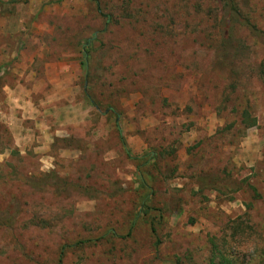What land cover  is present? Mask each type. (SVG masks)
<instances>
[{
	"label": "rangeland",
	"instance_id": "1",
	"mask_svg": "<svg viewBox=\"0 0 264 264\" xmlns=\"http://www.w3.org/2000/svg\"><path fill=\"white\" fill-rule=\"evenodd\" d=\"M0 2V264H264V0Z\"/></svg>",
	"mask_w": 264,
	"mask_h": 264
},
{
	"label": "crops",
	"instance_id": "2",
	"mask_svg": "<svg viewBox=\"0 0 264 264\" xmlns=\"http://www.w3.org/2000/svg\"><path fill=\"white\" fill-rule=\"evenodd\" d=\"M48 83L51 86H50L49 92L45 95L44 104L41 105V107H40L42 110H41V112L38 115H41L42 118L50 119V117L51 116L53 117V115L57 111V107H56L57 104L56 103H58V101H61L62 100L60 97H66V96L61 95V93H64L63 90L60 93V96H57V79L56 80L55 79H51V80H49ZM54 104H56V105H54ZM28 115H29V113H28ZM50 120L45 121L43 123V126H41L43 128V131H44L43 132L44 134H42V136H43V141L45 143L46 142H49V137H50V135H52L50 133V128L52 127L51 126L52 123H51ZM34 126H35V122H33V127ZM14 129H15V127H14ZM14 129H13V131H14ZM16 130H17V128H16ZM20 130L25 131L26 129L25 128H21ZM53 134L55 135V132ZM45 137H47V138H45Z\"/></svg>",
	"mask_w": 264,
	"mask_h": 264
},
{
	"label": "trees",
	"instance_id": "3",
	"mask_svg": "<svg viewBox=\"0 0 264 264\" xmlns=\"http://www.w3.org/2000/svg\"><path fill=\"white\" fill-rule=\"evenodd\" d=\"M0 4H2L1 2H0ZM230 11H235V8L234 7H230ZM233 13L234 12H229L228 14V16H229V19H232L233 20ZM232 14V15H231ZM226 22V21H225ZM245 25L248 27L249 25L247 24V23H245ZM259 78H260V80H261V82H262V85H263V87H264V75H263V73L260 71L259 72ZM212 263V262H211ZM217 264H234L232 261H230V260H228L227 258H223V257H219L218 258V262H217Z\"/></svg>",
	"mask_w": 264,
	"mask_h": 264
}]
</instances>
